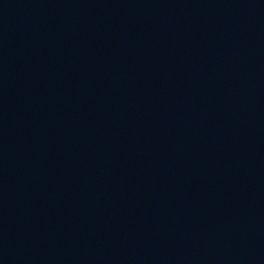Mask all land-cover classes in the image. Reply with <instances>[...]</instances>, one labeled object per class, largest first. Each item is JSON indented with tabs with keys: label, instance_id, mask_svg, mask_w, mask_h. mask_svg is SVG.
<instances>
[{
	"label": "water",
	"instance_id": "water-1",
	"mask_svg": "<svg viewBox=\"0 0 264 264\" xmlns=\"http://www.w3.org/2000/svg\"><path fill=\"white\" fill-rule=\"evenodd\" d=\"M0 264H264V0H0Z\"/></svg>",
	"mask_w": 264,
	"mask_h": 264
}]
</instances>
